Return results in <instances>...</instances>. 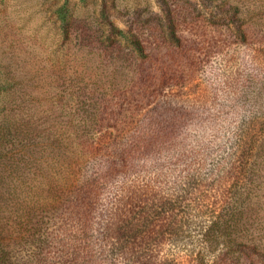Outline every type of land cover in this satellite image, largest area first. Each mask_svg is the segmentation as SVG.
Wrapping results in <instances>:
<instances>
[{
	"label": "trees",
	"instance_id": "16d2710c",
	"mask_svg": "<svg viewBox=\"0 0 264 264\" xmlns=\"http://www.w3.org/2000/svg\"><path fill=\"white\" fill-rule=\"evenodd\" d=\"M157 2L153 17H138L128 30L103 14L105 1L93 19L98 26L94 40L114 47L128 65L142 69L143 61H159L161 77L153 92L175 78L169 75L176 72L173 66L177 71L182 66L172 62L171 41L183 6L176 0ZM194 2L193 12L209 11L222 20L220 44L235 35L255 51L264 47V0ZM73 9L65 1L54 11L62 35L70 31ZM8 85L0 82V90ZM79 90L61 97L76 102L77 108L69 112L63 103L65 122L54 132L44 129L38 143L41 135L29 127L32 117L12 108V94H0V264H264L261 121L236 127L218 160L221 168L203 172L195 158L171 184L172 170L164 172L162 183L160 159L175 165V154L184 148L170 138L180 133L179 126L170 122L158 131L132 128L126 140L117 141L101 126L105 120L122 121L118 113L100 109L111 97ZM8 137L15 140L11 149L3 143ZM36 145H43L38 153ZM89 150L102 163L84 175ZM108 187L113 190L105 193ZM187 242L194 244L193 253L181 247Z\"/></svg>",
	"mask_w": 264,
	"mask_h": 264
},
{
	"label": "rangeland",
	"instance_id": "374dc122",
	"mask_svg": "<svg viewBox=\"0 0 264 264\" xmlns=\"http://www.w3.org/2000/svg\"><path fill=\"white\" fill-rule=\"evenodd\" d=\"M65 1L74 6L72 26L66 36L54 20V11ZM103 1L106 3L103 14L126 30L132 24L134 27L138 17H153L159 3L157 0H0V82L9 84L0 94L3 91L12 94V108L32 117L29 127L41 135L36 143L44 139V129L54 132L59 123L65 122L60 111L63 103L69 112L77 108L76 102L61 97L65 99L64 95L75 91L81 93L79 89L85 93L104 92L111 102L100 106L101 111L105 114L114 111L122 121L107 124L105 120L101 126L113 132L117 141L126 140V132L132 128L158 131L170 122L179 126L180 133L170 138L178 139L184 148L175 154L178 159L175 165L160 159L164 168L162 183L164 172L172 170L171 184L181 170L193 166L190 163L195 158L202 164L203 172L221 168L223 162L218 160L225 156L237 126L261 121L264 127V47L255 51V46L241 42L235 35H228L227 41L220 44L222 20L208 15L209 11L193 12L194 0H176L183 10L171 41L172 62L182 66L180 71L173 66L176 72L169 75L175 78L163 81V87L153 92L161 77L159 61H143L142 69H138L118 58L114 47L100 46L94 40L98 26L93 19L98 18ZM193 56L194 63L190 62ZM124 72L129 77L123 76ZM172 117L175 120L171 121ZM106 139L110 143L112 136L107 134ZM7 140L3 143L11 149L15 140L11 137ZM42 146L36 145L37 153ZM87 152L91 155L84 158L87 159L84 175L91 174L102 163L95 152ZM101 155L106 157V151L102 150ZM10 168L7 166L6 171H12ZM36 174L41 176L42 170L36 168ZM109 187L105 193L112 192L113 188L109 190ZM181 244L184 250L193 253L194 244Z\"/></svg>",
	"mask_w": 264,
	"mask_h": 264
}]
</instances>
